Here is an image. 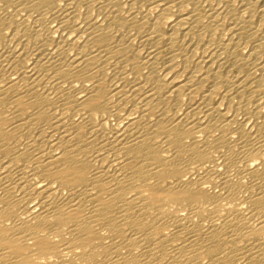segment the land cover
I'll return each instance as SVG.
<instances>
[{"label": "bare ground", "instance_id": "1", "mask_svg": "<svg viewBox=\"0 0 264 264\" xmlns=\"http://www.w3.org/2000/svg\"><path fill=\"white\" fill-rule=\"evenodd\" d=\"M0 264H264V0H0Z\"/></svg>", "mask_w": 264, "mask_h": 264}, {"label": "rangeland", "instance_id": "2", "mask_svg": "<svg viewBox=\"0 0 264 264\" xmlns=\"http://www.w3.org/2000/svg\"><path fill=\"white\" fill-rule=\"evenodd\" d=\"M244 52V50H242V53Z\"/></svg>", "mask_w": 264, "mask_h": 264}]
</instances>
